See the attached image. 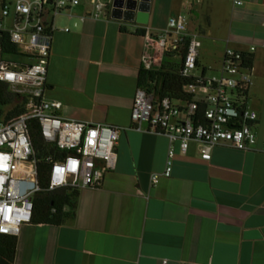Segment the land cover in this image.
<instances>
[{
	"label": "crops",
	"instance_id": "obj_1",
	"mask_svg": "<svg viewBox=\"0 0 264 264\" xmlns=\"http://www.w3.org/2000/svg\"><path fill=\"white\" fill-rule=\"evenodd\" d=\"M89 10L82 0L54 19L45 97L58 114L130 126L143 29L185 12L199 66L218 67L227 48L251 56L248 104L264 141V0H108L82 20ZM168 146L161 133L121 130L114 169L79 188L65 223H23L14 264H264V152L220 144L204 160L196 142L184 153L176 142L170 175L152 183Z\"/></svg>",
	"mask_w": 264,
	"mask_h": 264
},
{
	"label": "built area",
	"instance_id": "obj_2",
	"mask_svg": "<svg viewBox=\"0 0 264 264\" xmlns=\"http://www.w3.org/2000/svg\"><path fill=\"white\" fill-rule=\"evenodd\" d=\"M81 1L0 0V32H6L17 47V54L6 53L0 39V81L25 100L23 112L0 121L1 234H20L22 224L31 220L32 199L40 189L37 158L27 128L31 118L37 119L43 139L57 149V154L46 156L50 163L48 190L99 185L104 174L115 167V146L123 129L167 137L165 168L151 175L152 183L170 175L176 142L181 153L190 142H196L204 160H209L211 149L220 144L264 152V141L258 143L252 129L257 114L248 104L252 68L245 62L247 53L227 48L218 67L199 66V35L188 32L185 12L170 16L156 34L149 27L143 29L140 58L145 70L176 66L186 78L181 99L161 96L159 83L152 79L136 88L128 127L58 114L60 101L45 97L54 19ZM87 1L90 10L82 20L106 13L108 0ZM14 56L24 60H14Z\"/></svg>",
	"mask_w": 264,
	"mask_h": 264
},
{
	"label": "trees",
	"instance_id": "obj_3",
	"mask_svg": "<svg viewBox=\"0 0 264 264\" xmlns=\"http://www.w3.org/2000/svg\"><path fill=\"white\" fill-rule=\"evenodd\" d=\"M0 37L4 52L17 54V47L9 40L8 34L1 31ZM245 62L251 65L252 58L249 54H246ZM152 79L159 83L161 96L165 95L175 99H181L184 96L182 87L186 83V78L177 72L176 66L167 68L162 65L157 70L140 68L138 74L139 85H147ZM24 101V99L12 94L5 82L0 81V121H7L23 112L25 110ZM27 128L37 158L40 187L32 199L33 210L30 222L59 226L74 217L79 189L60 187L48 190L50 163L46 156L57 154V149L43 139L37 119H29ZM16 246L17 236L0 233V264H14Z\"/></svg>",
	"mask_w": 264,
	"mask_h": 264
},
{
	"label": "rangeland",
	"instance_id": "obj_4",
	"mask_svg": "<svg viewBox=\"0 0 264 264\" xmlns=\"http://www.w3.org/2000/svg\"><path fill=\"white\" fill-rule=\"evenodd\" d=\"M12 59L17 60V61L24 60V58H22L21 56H14ZM25 60H26V58H25Z\"/></svg>",
	"mask_w": 264,
	"mask_h": 264
}]
</instances>
